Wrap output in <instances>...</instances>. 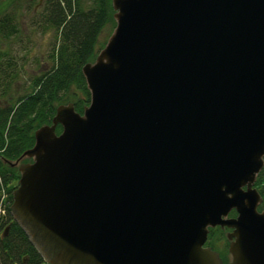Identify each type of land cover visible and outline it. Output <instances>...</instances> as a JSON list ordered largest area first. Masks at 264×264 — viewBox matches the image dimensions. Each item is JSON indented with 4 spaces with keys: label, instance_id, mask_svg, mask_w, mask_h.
<instances>
[{
    "label": "water",
    "instance_id": "water-1",
    "mask_svg": "<svg viewBox=\"0 0 264 264\" xmlns=\"http://www.w3.org/2000/svg\"><path fill=\"white\" fill-rule=\"evenodd\" d=\"M111 4L89 104L10 163L12 218L48 264H224L216 226L227 264H264V0Z\"/></svg>",
    "mask_w": 264,
    "mask_h": 264
},
{
    "label": "trees",
    "instance_id": "trees-1",
    "mask_svg": "<svg viewBox=\"0 0 264 264\" xmlns=\"http://www.w3.org/2000/svg\"><path fill=\"white\" fill-rule=\"evenodd\" d=\"M45 6V21L59 33V43L51 55L52 64L40 75L32 76L23 94L13 102L0 103V194L4 190L7 201L6 213L0 221V264L43 263L10 214L12 191L19 179L17 167L10 163L33 146L35 130L51 124L58 105L71 102L75 111L83 113L90 102V92L81 69L84 64L93 62L104 47L107 40L98 44L100 34L109 27L110 35L116 25L111 0H47ZM11 18L5 15L0 19V37L16 32ZM1 59L5 62L0 61V79H11L15 74L14 63L7 51L0 50ZM60 131L58 125L56 132ZM255 186L262 196L258 208L264 210V166ZM235 215V211L230 213V216ZM221 233L224 231L218 227L209 231L207 244L215 250L212 237Z\"/></svg>",
    "mask_w": 264,
    "mask_h": 264
},
{
    "label": "rangeland",
    "instance_id": "rangeland-1",
    "mask_svg": "<svg viewBox=\"0 0 264 264\" xmlns=\"http://www.w3.org/2000/svg\"><path fill=\"white\" fill-rule=\"evenodd\" d=\"M46 1L0 0V19L5 15L11 16V24L16 28L9 37H0V50L7 51L15 71L11 79H0L1 104L13 102L23 94L32 76L40 75L52 64L51 55L59 43V33L45 21ZM109 30L108 27L100 34L98 44L107 40ZM0 61L5 62L3 59ZM5 193H1L0 198ZM211 242L226 259L228 244L224 234L214 235Z\"/></svg>",
    "mask_w": 264,
    "mask_h": 264
},
{
    "label": "flooded vegetation",
    "instance_id": "flooded-vegetation-1",
    "mask_svg": "<svg viewBox=\"0 0 264 264\" xmlns=\"http://www.w3.org/2000/svg\"><path fill=\"white\" fill-rule=\"evenodd\" d=\"M227 263V262H226ZM226 263H224V264H226Z\"/></svg>",
    "mask_w": 264,
    "mask_h": 264
}]
</instances>
